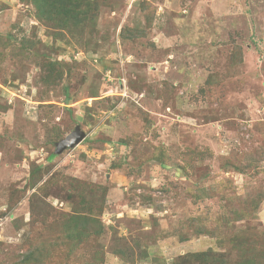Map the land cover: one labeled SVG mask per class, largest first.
<instances>
[{"label": "rangeland", "instance_id": "1", "mask_svg": "<svg viewBox=\"0 0 264 264\" xmlns=\"http://www.w3.org/2000/svg\"><path fill=\"white\" fill-rule=\"evenodd\" d=\"M72 1L0 0V264H264V0Z\"/></svg>", "mask_w": 264, "mask_h": 264}, {"label": "trees", "instance_id": "2", "mask_svg": "<svg viewBox=\"0 0 264 264\" xmlns=\"http://www.w3.org/2000/svg\"><path fill=\"white\" fill-rule=\"evenodd\" d=\"M32 2L34 4L35 9H37L39 12H41L42 11L41 8L43 6L42 3H44L43 0H32ZM70 2H73V1L70 0ZM70 2H68L69 5H71ZM71 15H73L74 17H76L75 16L76 14L75 15L74 14H71ZM197 193H200V194H202L203 197H206V193L207 192L204 191V190H202V191H199ZM105 194H104V197H105ZM198 197L199 196H197V198ZM79 225H80L79 219H77V218H75L73 216H71L69 218V220H68L67 223L66 222L64 223V227H65V231L67 233V236H68L70 242L73 245H74V243H79L82 239H86V237H87V231H85L84 228H81ZM195 233H196V235H203L206 232H203V234H200V232L198 230H196ZM234 247H236V246L234 245ZM234 250H237V249L234 248ZM201 255L204 258V261H203L202 264H224V261H221L219 258H216L215 255H213L212 252H209L208 254H201ZM209 255H210V257H209ZM197 256H199V255H194V256H192V258H195ZM144 258H146V257H144ZM26 259H28V261L30 262V260L32 259L31 258V255H30L29 258L27 257ZM187 259H188V257H187ZM188 260L185 261V259L183 257H181V258H179L177 260V262L183 261L184 264H187ZM245 264H257V262L255 263V259L253 257L248 258L246 256Z\"/></svg>", "mask_w": 264, "mask_h": 264}, {"label": "water", "instance_id": "3", "mask_svg": "<svg viewBox=\"0 0 264 264\" xmlns=\"http://www.w3.org/2000/svg\"><path fill=\"white\" fill-rule=\"evenodd\" d=\"M83 139L84 135L79 131L78 128H76L70 136L66 137L56 145L55 154H60L66 149L74 148L76 145L81 143Z\"/></svg>", "mask_w": 264, "mask_h": 264}]
</instances>
